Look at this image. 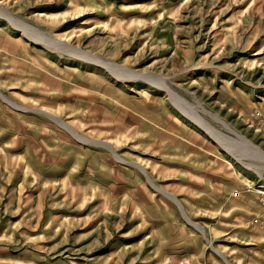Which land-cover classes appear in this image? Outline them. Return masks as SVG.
Masks as SVG:
<instances>
[{
  "label": "rangeland",
  "instance_id": "rangeland-1",
  "mask_svg": "<svg viewBox=\"0 0 264 264\" xmlns=\"http://www.w3.org/2000/svg\"><path fill=\"white\" fill-rule=\"evenodd\" d=\"M241 143L264 0H0V264H264Z\"/></svg>",
  "mask_w": 264,
  "mask_h": 264
},
{
  "label": "bare ground",
  "instance_id": "bare-ground-1",
  "mask_svg": "<svg viewBox=\"0 0 264 264\" xmlns=\"http://www.w3.org/2000/svg\"><path fill=\"white\" fill-rule=\"evenodd\" d=\"M90 59V58H89ZM96 64V63H95ZM104 64V63H103ZM106 66V65H105ZM236 145V144H235ZM228 147V146H227ZM238 147V146H237ZM239 147H241L243 150H245V151H248L249 153H251L252 155H254L255 157H257L259 160H261V162L262 161H264V154L261 152V151H259V150H257L256 148H251V147H247V146H245L244 144H239ZM229 150V149H228ZM240 153V152H239ZM260 189L262 190V191H264V187H262V186H260ZM259 191V190H257L256 191V193H263L262 191Z\"/></svg>",
  "mask_w": 264,
  "mask_h": 264
},
{
  "label": "built area",
  "instance_id": "built-area-1",
  "mask_svg": "<svg viewBox=\"0 0 264 264\" xmlns=\"http://www.w3.org/2000/svg\"><path fill=\"white\" fill-rule=\"evenodd\" d=\"M263 193H258V195H260V202L262 201V200H264V191H262ZM261 205L263 206V210H262V213H261V218H259V219H254V222H255V224H257L259 227H260V229L264 232V203L262 202L261 203Z\"/></svg>",
  "mask_w": 264,
  "mask_h": 264
}]
</instances>
